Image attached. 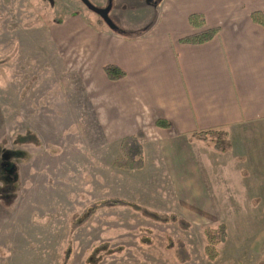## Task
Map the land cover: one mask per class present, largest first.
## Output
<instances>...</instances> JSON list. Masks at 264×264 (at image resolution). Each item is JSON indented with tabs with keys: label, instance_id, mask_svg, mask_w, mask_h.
Here are the masks:
<instances>
[{
	"label": "rangeland",
	"instance_id": "1",
	"mask_svg": "<svg viewBox=\"0 0 264 264\" xmlns=\"http://www.w3.org/2000/svg\"><path fill=\"white\" fill-rule=\"evenodd\" d=\"M89 1L97 8L109 2ZM119 1L112 0L109 16L128 33L147 30L161 16L155 7L160 0H125L117 10ZM72 14L85 26L100 27V17L81 0H0V156L17 166L14 178H0V188L15 189L7 198L0 196V264H61L67 248L68 264H92L95 248L103 243L116 252L100 253L98 264H181L167 248L176 240L192 256L185 264H264V127L206 136L230 152V158H215L207 173L218 211L191 206L182 211L180 188L144 139L139 140L144 170L128 171L115 163L118 141L105 138L81 78L70 65L80 63V49L67 46L62 34L66 26L59 28L54 21H68ZM27 132L37 135L39 145L15 143L17 135ZM246 150L258 151L260 163L253 174L241 164L240 170L232 162L225 167L233 159L242 163L236 158ZM203 165L209 170L208 163ZM112 198L176 214L192 227L182 230L129 208H115L98 211L72 232L74 216ZM220 225L226 226V239L209 256L204 230ZM214 230L221 234V228Z\"/></svg>",
	"mask_w": 264,
	"mask_h": 264
},
{
	"label": "crops",
	"instance_id": "2",
	"mask_svg": "<svg viewBox=\"0 0 264 264\" xmlns=\"http://www.w3.org/2000/svg\"><path fill=\"white\" fill-rule=\"evenodd\" d=\"M155 7L161 16L141 32L119 34L85 26L77 14L69 18L61 24L62 34L67 46L81 53L80 63L70 65L108 141L142 132L144 146L155 148L180 188L181 210L218 211L207 173L215 158H230V152L216 151L195 135L216 129L229 136L264 127V26L252 19L254 13L264 15V0H160ZM193 14L203 15L208 29L219 30L213 40L181 43L198 33L190 26ZM106 65L119 67L125 78L108 79ZM236 159L242 163L233 159L225 167L232 162L240 170L241 164L253 174L260 163L255 150Z\"/></svg>",
	"mask_w": 264,
	"mask_h": 264
},
{
	"label": "trees",
	"instance_id": "3",
	"mask_svg": "<svg viewBox=\"0 0 264 264\" xmlns=\"http://www.w3.org/2000/svg\"><path fill=\"white\" fill-rule=\"evenodd\" d=\"M72 16H76V14H72ZM252 19L254 22L262 24L264 26V15L262 13H254L252 15ZM55 23L61 25L64 23V20L61 18H57L54 20ZM190 26L192 29L197 30L198 33L191 35L189 37L183 38L181 43L183 44H191V45H200L207 43L213 40L218 35V29H208L206 26V21L203 15L193 14L189 18ZM101 23V24H99ZM98 24L100 27L98 29L108 27V25L102 20L99 19ZM91 26V25H90ZM109 28V27H108ZM118 32L119 34L123 33V30L118 27V30H113ZM103 71L108 79L112 81H118L125 78L126 74L119 67L115 65H106L103 68ZM161 125V124H160ZM164 128H169V124L166 123ZM218 133L216 129L202 131L195 135V138L198 140H202L208 142V145H211L216 151L223 152L225 149L221 146L220 142L217 140L207 139L206 136L213 135ZM141 139H144V135L142 132L137 133L136 135L126 137L117 143V149L120 152V157L115 161L118 167H121L128 171H141L145 168V159H144V147L141 143ZM210 140V141H209ZM15 143L18 145L25 144H35L39 145L40 141L36 134L32 132H27L25 135H17L15 138ZM17 166L16 164L9 161V159L5 156H0V178L5 177L6 175L12 179L13 176H16ZM14 178V177H13ZM13 185H8L4 188H0V196L2 198H7L10 193L11 195L14 192ZM115 208H129L133 212L140 214L142 217L155 221L160 224H177V226L182 230H190L192 224L184 218H180L176 214H161L156 211L150 210L146 207L137 205L135 203L126 201L124 199L112 198L99 202H94L90 204L86 209H84L82 215L74 216L71 220V230L72 232L76 231L78 228L87 224L100 210H110ZM215 228H221V234L218 236ZM205 238H206V252L209 256L217 253L214 249V246H217L225 241L227 235V229L225 225H220L214 228H205L204 230ZM218 239L217 242H214V239ZM144 240V239H143ZM145 241V240H144ZM148 242V241H147ZM212 245V247H210ZM167 248L173 250L174 256L176 260L185 264L191 261L192 256L186 246V244L181 240L171 241L168 243ZM210 248V250H209ZM115 253L116 249H111L109 243H103L95 248L90 263L98 264L99 258L98 255L101 253ZM217 255V254H216ZM208 258L211 260L213 257ZM71 257V249L67 248L64 251L63 258L61 264H68Z\"/></svg>",
	"mask_w": 264,
	"mask_h": 264
},
{
	"label": "water",
	"instance_id": "4",
	"mask_svg": "<svg viewBox=\"0 0 264 264\" xmlns=\"http://www.w3.org/2000/svg\"><path fill=\"white\" fill-rule=\"evenodd\" d=\"M89 9L98 14L101 19L110 27L112 30H118V25L114 23L109 13L112 10V0H109L108 5L104 8L95 7L89 0H81Z\"/></svg>",
	"mask_w": 264,
	"mask_h": 264
},
{
	"label": "flooded vegetation",
	"instance_id": "5",
	"mask_svg": "<svg viewBox=\"0 0 264 264\" xmlns=\"http://www.w3.org/2000/svg\"><path fill=\"white\" fill-rule=\"evenodd\" d=\"M84 4V3H83ZM85 5V4H84ZM86 6V5H85ZM87 7V6H86ZM88 8V7H87ZM89 9V8H88ZM91 10V9H90ZM94 12V11H93ZM98 15V14H97ZM99 16V15H98ZM100 17V16H99ZM100 19H101V17H100Z\"/></svg>",
	"mask_w": 264,
	"mask_h": 264
}]
</instances>
